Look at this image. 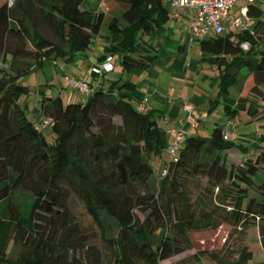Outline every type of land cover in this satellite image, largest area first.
<instances>
[{
	"label": "trees",
	"instance_id": "obj_1",
	"mask_svg": "<svg viewBox=\"0 0 264 264\" xmlns=\"http://www.w3.org/2000/svg\"><path fill=\"white\" fill-rule=\"evenodd\" d=\"M114 1L120 15L108 20L102 63L89 69L101 74L98 84L67 73L63 64L54 66L66 81L62 89L77 91L68 82L74 77L87 83L90 95L63 103L60 92L50 93L51 85L36 87L39 110L51 120L53 141L29 117L25 98L32 89L20 79L45 59L70 63L84 54L104 13L83 9L82 0L0 4V202L8 201L0 264H175L168 260L194 248L193 232L228 220L246 231L253 226L248 234L264 255V175L257 177L264 161V6L246 2L239 26L225 23L223 31L210 30L198 42L201 60L213 65L218 79L208 112L221 103L226 117L203 135L161 125L162 113L144 109L134 95L131 70L148 68L158 53L142 33L174 19L168 1ZM234 9L232 14L240 15ZM189 10H179L187 21L193 16ZM108 56L111 63L116 56L125 77H102L110 71L102 66ZM244 110L256 126V144L248 146L225 138ZM171 129L183 135L174 157L169 153ZM230 149H243L247 157L227 165ZM151 157L161 161L158 170ZM195 179L204 185L192 200L190 183ZM253 186L258 197L248 194ZM16 187L32 195L29 226L10 198ZM74 198L82 202L99 239L78 223L70 203ZM1 220L0 212V225ZM9 235L17 244L13 257L5 250ZM249 246L245 243L232 260L217 258L211 250L191 256L199 260L205 255L217 264H264V259L251 260Z\"/></svg>",
	"mask_w": 264,
	"mask_h": 264
},
{
	"label": "crops",
	"instance_id": "obj_2",
	"mask_svg": "<svg viewBox=\"0 0 264 264\" xmlns=\"http://www.w3.org/2000/svg\"><path fill=\"white\" fill-rule=\"evenodd\" d=\"M3 1L0 0V4ZM243 4L241 3L240 5ZM239 6H236L234 9L236 14L238 13ZM81 7L89 11L102 10L104 17L110 14V18L113 17L112 13L114 11L118 13L117 16L121 12L114 0H82ZM187 14H192V11L189 10ZM108 20L106 27L102 28L101 24L99 33L94 36L93 42L84 51V54H77L76 58L70 63H64L61 59H45L40 65L36 63L30 75L25 77V80L21 78L20 82L29 79L35 87H40L43 83H47L51 85V94L60 92V94L63 93L67 97L70 96V98L73 94L74 97V93H72L74 91L67 88L62 89L63 86H66V81L62 77L63 75L58 73L54 67L55 64H63L67 73H74L78 78H84V80L93 85L98 84L100 80L99 75L101 74H91L89 69L93 64L102 63V60L99 58L109 44ZM142 34L146 41L153 42L156 45L158 53L156 59L148 68L132 69L130 72L131 79L136 83L134 95L138 103H143L141 104L143 106H140L146 110L153 109L161 112L162 116L159 119V123L165 127H174L185 133H192L193 131L203 133V130L207 128V119L212 113V110L208 112V109L212 105L211 99L216 97L218 91V79L216 78L213 65L201 60L198 42L204 35L191 39L187 20L185 15L182 14L178 18L170 20L167 26ZM112 65L113 67L110 71L106 72L103 70L104 74H102V77L113 79L119 74H122L123 77L126 76L125 73H121V67L116 56L112 57ZM30 76L31 78H29ZM106 86L107 84H105ZM87 92L91 91L88 90ZM78 97L82 98L83 95L81 94ZM27 98H25L27 111L31 113V119L34 121L43 120L45 117L39 110L38 100L36 104L34 103L31 106L30 103L28 104ZM185 105L191 106V113L185 110ZM238 117L240 118V122L236 123L235 120ZM236 118L232 120L230 131L240 139L245 134H248L245 128L252 126V120L245 112H240ZM199 127H202L203 130L197 129ZM237 130L240 131V135L236 134ZM15 190H18L20 194L27 192L31 195V193L29 191H22L21 187H16L10 192L11 200L18 207L17 202L11 197L12 192ZM2 209L3 207L0 202L2 219L0 225V246L8 224V212L7 218H3L2 213H4V210ZM5 219L6 221H4Z\"/></svg>",
	"mask_w": 264,
	"mask_h": 264
},
{
	"label": "rangeland",
	"instance_id": "obj_3",
	"mask_svg": "<svg viewBox=\"0 0 264 264\" xmlns=\"http://www.w3.org/2000/svg\"><path fill=\"white\" fill-rule=\"evenodd\" d=\"M257 3L261 4L264 6V0H255ZM246 3V1H237L236 2V6H239L240 4ZM118 6V5H117ZM119 7V6H118ZM119 9L121 10V8L119 7ZM182 9H180L181 11ZM113 16H117L118 13L116 11H114ZM110 14L106 15L104 17L103 23H102V28L106 27V22L107 20L110 18ZM249 22L248 20L245 21V23ZM50 72V71H49ZM90 74V72H88ZM49 74V73H48ZM27 77V76H26ZM63 77V76H62ZM24 78V79H23ZM22 80H25L26 78L23 77ZM31 78V76L29 77ZM82 80H84V78H82ZM22 84H27L31 87V92L27 98L28 104L30 103L31 106L36 102L37 100H39L40 96L38 94V91L36 90L35 85H33V83H31V80L29 81H22ZM74 93V97L72 94V97L70 98L67 97L66 95H64L63 93L61 94L63 97V103L67 100H70L73 98V100H85L89 95L90 92H78V91H74L72 92ZM83 95L82 98L78 97L79 95ZM77 95V96H76ZM262 107H264V104L262 105ZM215 109V110H214ZM212 110V113L210 114V117L207 119V128L206 129H202V127H199L197 129H199L200 131L203 130V133L201 132L200 134L203 135H209L214 124L218 123H223L226 120V117L224 116V110H223V105L220 103L218 105V107H215ZM264 111V110H263ZM241 112H245L246 111H241ZM247 114V113H246ZM29 117L31 118V113L28 112ZM240 117V116H239ZM236 118V123L240 122V118ZM261 124H264V120L260 121ZM202 125V124H200ZM225 130V129H224ZM246 132H248V134H245L244 136H242V138H238L236 137V135L234 134V140H236V142H240L246 146L248 145H252L255 143V131H256V126H255V122L252 120V126H248L245 128ZM43 133L46 136V139L48 141H53V133L51 131V128L47 127V128H43ZM192 133L196 134L197 131H193ZM236 134L240 135V131L237 130ZM233 136V134H232ZM236 137V138H235ZM254 137V138H253ZM256 144V143H255ZM249 155H254L252 153H250ZM226 163L227 165H236V164H241L244 159L245 156L247 157V155L244 153L243 149H230L228 152H226ZM167 157V155H166ZM254 158V157H253ZM151 163L155 165L156 169L158 170L159 167L161 166V161H159L156 157H151ZM259 173L257 174V177L263 176L264 175V161L263 163L259 166ZM203 181L199 180V179H195L190 183V195L192 197V200H195L197 194L201 193V189L203 188ZM256 186V184H255ZM255 186L251 187L248 191L249 196H256L258 197V193L257 190L255 188ZM22 191H28L26 189L21 188ZM11 197L17 202L18 205V209L20 211V219L23 223L27 224L28 226L30 225L29 223V213H30V207H31V203H32V195H30L29 193L25 192V193H19L18 190H15L14 192H12ZM7 197L2 199L1 201V206L3 207L2 210H4L3 214V218H7ZM71 203V208L72 211L78 221V223L85 228L86 230H88L89 232H93L92 237L99 239L100 236L98 234V230L94 228V223L91 220L90 216L87 214L82 202H80L78 199H72V201H70ZM220 208V206H218ZM225 207V205H224ZM5 208V209H4ZM212 208L216 209L215 204H212ZM227 209H232L231 207L227 206ZM218 212H222L223 210L220 209H216ZM137 213L142 217L143 215L137 211ZM231 215V212L228 214ZM245 215V214H244ZM249 215V214H247ZM250 219L252 218V216H249ZM245 218V217H243ZM6 221V219L4 220ZM5 224V223H4ZM237 226H235L233 224V222L228 221H224L222 222L219 226H217L216 228H209V229H205V230H200L198 232H193L192 233V237L194 239V248L192 250H187L185 252H183L182 254H180L179 256H176L175 258H171L168 261H172L175 264H217L216 260H211L210 258H208V256H199V260L195 259L194 256H191L192 253H194V251H205V250H211V251H215V255L217 258H228L230 260L235 259L236 258V254H238L239 249L246 244H249V248L253 251V255H252V261H258L263 259V251L259 245L258 240L253 239L251 240L252 237V233L250 232L248 234L249 230L254 229L253 226H249L247 231L245 230V228H236ZM241 229V230H238ZM247 233L245 241H244V234ZM5 250L6 253L10 256H15L16 254V250H17V244L14 243L13 238H11V235L7 236L6 242H5ZM167 261V262H168Z\"/></svg>",
	"mask_w": 264,
	"mask_h": 264
},
{
	"label": "built area",
	"instance_id": "obj_4",
	"mask_svg": "<svg viewBox=\"0 0 264 264\" xmlns=\"http://www.w3.org/2000/svg\"><path fill=\"white\" fill-rule=\"evenodd\" d=\"M9 5L14 0H5ZM171 7L173 17L178 18L181 14L180 9L184 11L190 9L192 11V19L187 21L189 27L190 38L202 36L207 34L210 30L215 32L223 31L225 23L230 25L239 26L242 23V16L246 13V3L239 6L240 15L236 16L232 14V10L235 8L237 1H254V0H167ZM183 14V13H182ZM184 15V14H183ZM246 47V44L243 45ZM111 57L108 56L105 63L102 65L104 69L111 70L113 65L111 63ZM97 71V70H96ZM69 86L79 92H87V83L70 77L68 79ZM143 104V103H141ZM143 106V105H141ZM185 109L190 110V106L185 105ZM51 120L45 117L41 121H35L34 126L36 129L42 130L50 126ZM170 134L173 137L171 145H169V153L171 157H174L178 143L183 139V135L176 129H171ZM233 134V136H232ZM226 139H234V133L231 131L225 132ZM162 174L166 172L165 168L161 169Z\"/></svg>",
	"mask_w": 264,
	"mask_h": 264
},
{
	"label": "clouds",
	"instance_id": "obj_5",
	"mask_svg": "<svg viewBox=\"0 0 264 264\" xmlns=\"http://www.w3.org/2000/svg\"><path fill=\"white\" fill-rule=\"evenodd\" d=\"M42 131V130H41Z\"/></svg>",
	"mask_w": 264,
	"mask_h": 264
}]
</instances>
